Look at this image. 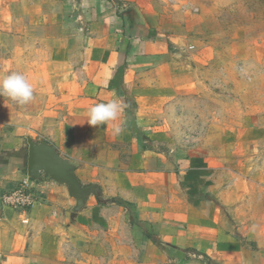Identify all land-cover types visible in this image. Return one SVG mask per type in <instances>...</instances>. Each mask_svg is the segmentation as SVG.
Returning a JSON list of instances; mask_svg holds the SVG:
<instances>
[{
  "label": "crops",
  "instance_id": "0c3cea01",
  "mask_svg": "<svg viewBox=\"0 0 264 264\" xmlns=\"http://www.w3.org/2000/svg\"><path fill=\"white\" fill-rule=\"evenodd\" d=\"M177 2L0 0V73L39 86L19 116L0 97V195L28 177V137L103 193L75 214L68 186L35 180L32 208L0 205L1 264H264V93L214 123L218 51ZM112 99L119 119L90 126Z\"/></svg>",
  "mask_w": 264,
  "mask_h": 264
},
{
  "label": "rangeland",
  "instance_id": "374dc122",
  "mask_svg": "<svg viewBox=\"0 0 264 264\" xmlns=\"http://www.w3.org/2000/svg\"><path fill=\"white\" fill-rule=\"evenodd\" d=\"M177 4L182 9L191 8L202 15L206 40L218 51L217 59L210 65L204 88L208 89V108H212L217 117L213 118L214 123L219 121L222 111L228 117L254 110L259 102L257 93H264L263 53L256 51L261 56L259 59L253 57L254 49L264 47V0H178ZM23 70L21 73L33 85L35 99L39 86L31 82L30 70ZM12 72H16L15 69H10L3 76ZM3 76L0 73V78ZM35 102L36 99L31 104ZM10 103L15 108L11 114L15 112L17 116L26 108V105H16L11 100Z\"/></svg>",
  "mask_w": 264,
  "mask_h": 264
},
{
  "label": "water",
  "instance_id": "95a60500",
  "mask_svg": "<svg viewBox=\"0 0 264 264\" xmlns=\"http://www.w3.org/2000/svg\"><path fill=\"white\" fill-rule=\"evenodd\" d=\"M27 174L34 180L50 177L58 183L68 186L76 200L74 213L86 209L91 196L102 200L103 193L97 184H84L76 174V166L64 157L57 148L45 140L28 137Z\"/></svg>",
  "mask_w": 264,
  "mask_h": 264
},
{
  "label": "clouds",
  "instance_id": "9594fccd",
  "mask_svg": "<svg viewBox=\"0 0 264 264\" xmlns=\"http://www.w3.org/2000/svg\"><path fill=\"white\" fill-rule=\"evenodd\" d=\"M0 96L7 97L18 105L24 106L34 99V88L25 74L12 72L0 78ZM123 104L118 99L97 103L88 109L86 122L93 127L104 126L119 119ZM113 134L123 131L119 124L113 125Z\"/></svg>",
  "mask_w": 264,
  "mask_h": 264
},
{
  "label": "built area",
  "instance_id": "2783aa9c",
  "mask_svg": "<svg viewBox=\"0 0 264 264\" xmlns=\"http://www.w3.org/2000/svg\"><path fill=\"white\" fill-rule=\"evenodd\" d=\"M35 180L29 176L21 181V184L14 190L0 195L1 207H8L12 210H27L38 202V195L35 193ZM3 253L0 252V264Z\"/></svg>",
  "mask_w": 264,
  "mask_h": 264
}]
</instances>
